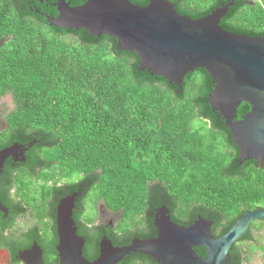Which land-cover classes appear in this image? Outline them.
I'll list each match as a JSON object with an SVG mask.
<instances>
[{"label":"trees","instance_id":"trees-1","mask_svg":"<svg viewBox=\"0 0 264 264\" xmlns=\"http://www.w3.org/2000/svg\"><path fill=\"white\" fill-rule=\"evenodd\" d=\"M170 1L192 18L229 2ZM232 1L222 27L263 36L264 0ZM56 2L0 0V101L8 95L14 101L3 115L0 149L16 142L27 148L26 161L10 168L18 164L10 157L0 173V198L8 209L0 210V250L7 249L13 263L35 239L49 264L59 241L57 207L75 193L74 220L89 260L100 255L103 236L116 246L155 237L156 214L164 205L181 225L212 220L215 236L245 212L264 207V164L241 162L224 118L207 102L214 84L206 69L188 73L178 93L175 83L142 70L137 52L119 50L116 38L51 24ZM132 2L145 6L150 0ZM248 110L243 102L239 116ZM90 196L94 212L102 202L117 215L115 226L95 225ZM25 216L44 223V233L34 225L19 233L15 227ZM263 224L253 222L228 264L249 260L242 244L253 241L254 228ZM196 249L206 255L204 247ZM155 263L137 251L118 264Z\"/></svg>","mask_w":264,"mask_h":264},{"label":"water","instance_id":"water-1","mask_svg":"<svg viewBox=\"0 0 264 264\" xmlns=\"http://www.w3.org/2000/svg\"><path fill=\"white\" fill-rule=\"evenodd\" d=\"M55 4L58 15L49 16L51 24L116 38L119 50L137 52L140 68L175 83L178 93L183 92L188 73L206 69L214 84L207 102L224 118L240 149L241 162L253 159L264 164V35L239 34L222 27L221 19L234 4L232 0L200 18L180 14L170 0H150L145 6L132 0H86L77 6L57 0ZM243 102L250 110L240 117ZM26 149L17 142L0 149V173L10 157L19 159L17 155ZM77 196L64 197L57 207L60 264H118L137 251L159 264H228L234 244L255 220H264V207L249 210L225 234L215 236L212 220L199 217L189 226L181 225L164 205L156 214L155 237L116 246L103 236L100 255L92 261L84 255L85 239L73 216ZM0 210L8 212L1 198ZM201 246L205 256L196 249ZM22 253L27 264H44L39 244Z\"/></svg>","mask_w":264,"mask_h":264},{"label":"rangeland","instance_id":"rangeland-1","mask_svg":"<svg viewBox=\"0 0 264 264\" xmlns=\"http://www.w3.org/2000/svg\"><path fill=\"white\" fill-rule=\"evenodd\" d=\"M13 107H14V101L11 95L3 97L2 100L0 101L1 112L5 113V111H8ZM92 198L93 196L92 197L90 196V198L87 201L88 212H90V214L96 213V220L98 218V221H100L101 219L107 221L112 220L116 224L118 222L116 217L117 215L112 213H106L103 216H101V212L105 210L102 202H100L99 205L97 203V211L94 212ZM260 223L261 222H257L256 224H260ZM28 224H29V220L26 217L23 218L19 223V225L22 228L27 227ZM253 235H254L253 241L242 244V246L246 249V251L250 255L249 260H247L245 264H264V224L261 229L254 228ZM8 259L9 257L7 252L5 250H2L0 252V264H8L9 261Z\"/></svg>","mask_w":264,"mask_h":264},{"label":"flooded vegetation","instance_id":"flooded-vegetation-1","mask_svg":"<svg viewBox=\"0 0 264 264\" xmlns=\"http://www.w3.org/2000/svg\"><path fill=\"white\" fill-rule=\"evenodd\" d=\"M4 112H1L0 111V131H1V129H2V127L3 126H7V124H6V121H5V119H4V114H3ZM25 147V146H24ZM24 149V148H23ZM27 150V149H26ZM26 150H24L23 152H22V154H18L17 155V157L19 158V159H15L14 157V159L16 160V161H18V164H15V165H11L10 166V168H14L15 166H20V164L22 163L21 161H26V155H25V152H26ZM16 168V167H15ZM5 169V166H4V168H3V171H2V173H6V169ZM8 169V168H7ZM78 194V193H77ZM78 198V197H77ZM63 199V198H62ZM61 199V200H62ZM61 202V201H60ZM77 202V201H76ZM59 206V205H58ZM75 208H76V206H75ZM74 208V209H75ZM57 212H58V209H57ZM106 213H112V212H110L109 210H107L106 208H105V210L103 211V212H101V216H103L104 214H106ZM112 214H114V213H112ZM74 216V215H73ZM26 217V216H25ZM25 217H22V218H20L19 220H18V224H17V226L15 227V229L19 232V233H21V232H28L29 231V228L31 227V226H35V229H37V233H39V234H43L44 233V230H43V227L45 226V224L44 223H39L38 221H37V219H33V218H30V216L29 217H26L28 220H29V224H28V226L27 227H25V228H22L20 225H19V223H20V221L23 219V218H25ZM32 223V224H31ZM95 223V225H100V224H105V225H113V226H115L116 224L112 221V220H109V221H107V220H103V219H101L100 221H98V218H97V220L94 222ZM253 226V223H252V225H251V227ZM251 227H250V229H251ZM58 228V227H57ZM11 231H9V233H10ZM58 234V233H57ZM21 235V234H20ZM81 235V234H80ZM81 236H83V235H81ZM84 237V236H83ZM84 239H85V244H86V238L84 237ZM58 240H59V237H58ZM36 243L37 244H39L38 243V241H36L35 239L33 240V243L29 246V247H27V248H23V249H21L19 252H18V254L16 255V257H17V260L18 261H16L15 263H13L12 262V259H11V256H10V252L7 250V249H1L0 250V252L2 251V250H5L6 252H7V254H8V257H9V261H8V264H27L22 258H21V256H22V252L23 251H26V250H31V249H33V247L36 245ZM58 244V243H57ZM40 245V244H39ZM40 247L42 248V250H43V259H44V251H45V249L40 245ZM56 250H57V245H56ZM51 255V258H52V260H50L49 261V264H60V255H59V252H58V250L56 251V253H53V256H52V253L50 254ZM153 258V257H152ZM97 259V258H96ZM154 259V258H153ZM95 260V259H94ZM155 260V259H154ZM93 261V260H92ZM156 261V260H155ZM44 264H47L46 263V261H45V259H44ZM155 264H159L157 261H156V263Z\"/></svg>","mask_w":264,"mask_h":264}]
</instances>
